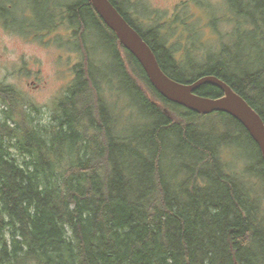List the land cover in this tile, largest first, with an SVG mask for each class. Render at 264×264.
<instances>
[{
	"label": "trees",
	"instance_id": "trees-1",
	"mask_svg": "<svg viewBox=\"0 0 264 264\" xmlns=\"http://www.w3.org/2000/svg\"><path fill=\"white\" fill-rule=\"evenodd\" d=\"M110 1L171 78L215 75L264 119V55L252 59L257 41L247 48L252 33L264 42V0H224L233 11L232 40L198 72ZM54 6L52 25L62 10L81 57L49 124L19 108L13 86L0 85V264H264V160L248 130L226 113H196L167 100L90 0ZM16 8L15 0H0V19L29 34L33 25ZM94 30L111 74L95 61ZM196 92L224 94L212 83ZM131 108L139 116L129 129L124 111ZM212 116L219 120L202 132ZM238 133L249 150L236 152L242 168L224 157ZM169 150L187 151L189 160L177 164Z\"/></svg>",
	"mask_w": 264,
	"mask_h": 264
},
{
	"label": "rangeland",
	"instance_id": "rangeland-1",
	"mask_svg": "<svg viewBox=\"0 0 264 264\" xmlns=\"http://www.w3.org/2000/svg\"><path fill=\"white\" fill-rule=\"evenodd\" d=\"M17 8L15 15H24L28 23L33 25L29 34L20 33L6 26L0 19V85H10L19 92L23 107L43 125L52 122L58 114L61 100L67 93V89L74 82V65L80 60L81 53L74 49L73 29L70 28L62 10L58 14V25L54 27L53 16L56 14L54 3H63L64 0H15ZM131 19L144 31L154 29L157 31L160 41L164 42L168 49L172 50L175 57L186 65H190L201 71L205 59L211 53L218 54L223 49V43L232 40L234 29L233 21H230L232 9L224 0H117ZM55 10V11H54ZM55 13V14H54ZM61 15V16H60ZM40 28V33L34 29ZM52 26V27H51ZM246 30L247 27L245 26ZM94 34L96 43L95 51L98 66L106 68V73L113 71V66L105 64L109 60L104 51L102 35L97 31H91L89 37ZM93 36V35H92ZM257 41L253 48L252 59L261 60L264 55V42L258 40V35L252 33L249 37ZM97 66V67H98ZM115 84L116 78L113 77ZM127 104V103H126ZM127 107V106H126ZM135 107V106H134ZM6 109L0 103V117H4L2 110ZM130 112V113H129ZM124 114L129 129H132L138 119L137 109H125ZM214 114V113H212ZM210 114V115H212ZM219 120L212 116L207 120L208 125L202 128V132H209L210 124ZM226 123H232L229 117L222 119ZM206 121V119L204 120ZM231 132L233 127L229 126ZM222 131V126H218ZM237 144L231 145V150H225L224 157L236 168H242L244 158L236 155L249 152L243 143L246 135L237 134ZM215 139V144H218ZM175 148L173 149L174 152ZM235 151V152H233ZM169 150L170 160H173ZM187 151L181 155L173 156L177 164L187 162ZM14 154L19 160L24 155L18 150ZM172 169H174L172 167Z\"/></svg>",
	"mask_w": 264,
	"mask_h": 264
},
{
	"label": "water",
	"instance_id": "water-1",
	"mask_svg": "<svg viewBox=\"0 0 264 264\" xmlns=\"http://www.w3.org/2000/svg\"><path fill=\"white\" fill-rule=\"evenodd\" d=\"M90 1L106 24L116 32L120 42L137 58L152 84L167 100L196 113L223 112L234 117L256 141L264 160V119L243 96L215 75L200 76L191 83L171 78L161 68L150 45L110 0ZM207 83L220 86L224 94L218 98L198 94L197 88Z\"/></svg>",
	"mask_w": 264,
	"mask_h": 264
}]
</instances>
